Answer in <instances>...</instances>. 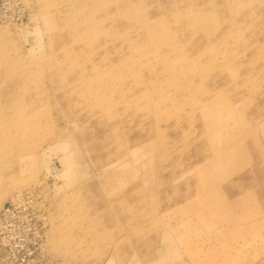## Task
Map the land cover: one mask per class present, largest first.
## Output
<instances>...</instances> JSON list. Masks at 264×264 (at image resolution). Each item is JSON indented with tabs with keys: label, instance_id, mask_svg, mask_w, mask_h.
I'll use <instances>...</instances> for the list:
<instances>
[{
	"label": "rangeland",
	"instance_id": "374dc122",
	"mask_svg": "<svg viewBox=\"0 0 264 264\" xmlns=\"http://www.w3.org/2000/svg\"><path fill=\"white\" fill-rule=\"evenodd\" d=\"M0 16V207L43 221L33 264H264V0Z\"/></svg>",
	"mask_w": 264,
	"mask_h": 264
},
{
	"label": "built area",
	"instance_id": "2783aa9c",
	"mask_svg": "<svg viewBox=\"0 0 264 264\" xmlns=\"http://www.w3.org/2000/svg\"><path fill=\"white\" fill-rule=\"evenodd\" d=\"M3 0H0V6ZM19 4V0H14ZM1 19V16H0ZM43 221L26 204L11 202L0 207V264H33L31 244L42 237ZM40 228V232L39 229Z\"/></svg>",
	"mask_w": 264,
	"mask_h": 264
}]
</instances>
